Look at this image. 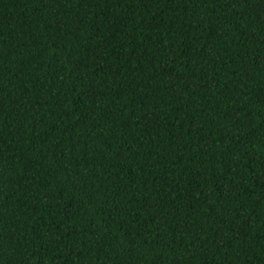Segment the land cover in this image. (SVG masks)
<instances>
[{
    "label": "trees",
    "instance_id": "1",
    "mask_svg": "<svg viewBox=\"0 0 264 264\" xmlns=\"http://www.w3.org/2000/svg\"><path fill=\"white\" fill-rule=\"evenodd\" d=\"M0 264H264V0H0Z\"/></svg>",
    "mask_w": 264,
    "mask_h": 264
}]
</instances>
